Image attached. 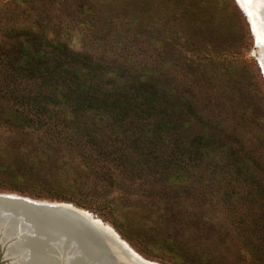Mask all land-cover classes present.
I'll return each instance as SVG.
<instances>
[{"label": "rangeland", "instance_id": "1", "mask_svg": "<svg viewBox=\"0 0 264 264\" xmlns=\"http://www.w3.org/2000/svg\"><path fill=\"white\" fill-rule=\"evenodd\" d=\"M256 25L238 0H0V192L157 264H264Z\"/></svg>", "mask_w": 264, "mask_h": 264}, {"label": "bare ground", "instance_id": "2", "mask_svg": "<svg viewBox=\"0 0 264 264\" xmlns=\"http://www.w3.org/2000/svg\"><path fill=\"white\" fill-rule=\"evenodd\" d=\"M239 1L248 13L251 12V15H254L257 30L260 32L258 38L264 41V0ZM48 207L53 208V206ZM54 209L42 208V204L17 194L0 193V233L6 237H12V234L18 232L16 236L19 239L14 242L15 247L19 249L25 246L31 249L30 255H25L26 257L24 255L18 256L15 252H8L7 255L10 256L5 258L4 264H43L47 261V255L38 254L34 251V244H39L42 239L31 238L34 235L30 230L31 224L35 226L37 232L42 229L47 233L45 236L62 230L60 232L74 236L83 248L92 246L93 249L98 250L97 246H99L101 247L100 251L116 262H112L113 264H157L139 256L119 237L115 230L95 218L90 212L70 203ZM9 231L14 232L8 233ZM21 234L26 235V240L20 238ZM103 235L108 236V238Z\"/></svg>", "mask_w": 264, "mask_h": 264}, {"label": "water", "instance_id": "3", "mask_svg": "<svg viewBox=\"0 0 264 264\" xmlns=\"http://www.w3.org/2000/svg\"><path fill=\"white\" fill-rule=\"evenodd\" d=\"M22 197L27 198L33 202H38L40 205L42 204V208L51 210H53L55 207H62L68 204L66 202L42 201L32 199L26 196ZM48 206H53V208ZM44 224L47 225L46 223ZM30 226L31 232L34 233L31 238L42 239L39 244H34V251L38 254H44L48 256L47 261L43 264H113L112 262L116 263L113 259L107 257V255L100 251L101 247L97 246L98 250L93 249L92 246H86L85 248H83L74 236H68L65 233L60 232L62 230L52 232L50 235L45 236V234L47 233H45L42 229L38 230L37 232L33 224H31ZM10 232L14 231H9L8 233ZM17 234L18 232H15L14 234H12V237H6L5 235L3 236L0 233V257L2 258V260L6 261L5 258H7V256H10L7 255L8 252H15L18 256L24 255V257L28 256V254L30 255V247L23 246L19 249L15 247L14 242L19 239L18 236H16ZM25 236L26 235L21 234L20 238L22 237L21 239H25ZM103 236L108 238V236L106 235ZM44 238H46V241H44Z\"/></svg>", "mask_w": 264, "mask_h": 264}, {"label": "snow or ice", "instance_id": "4", "mask_svg": "<svg viewBox=\"0 0 264 264\" xmlns=\"http://www.w3.org/2000/svg\"><path fill=\"white\" fill-rule=\"evenodd\" d=\"M238 2H239V0H238Z\"/></svg>", "mask_w": 264, "mask_h": 264}]
</instances>
